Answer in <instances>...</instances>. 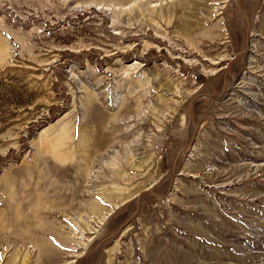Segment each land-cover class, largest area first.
Returning a JSON list of instances; mask_svg holds the SVG:
<instances>
[{"label": "rangeland", "instance_id": "obj_1", "mask_svg": "<svg viewBox=\"0 0 264 264\" xmlns=\"http://www.w3.org/2000/svg\"><path fill=\"white\" fill-rule=\"evenodd\" d=\"M0 264H264V0H0Z\"/></svg>", "mask_w": 264, "mask_h": 264}, {"label": "bare ground", "instance_id": "obj_2", "mask_svg": "<svg viewBox=\"0 0 264 264\" xmlns=\"http://www.w3.org/2000/svg\"><path fill=\"white\" fill-rule=\"evenodd\" d=\"M36 250H37V248H36ZM13 261H15V260L13 259Z\"/></svg>", "mask_w": 264, "mask_h": 264}]
</instances>
